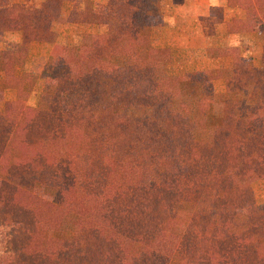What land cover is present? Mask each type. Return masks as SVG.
Here are the masks:
<instances>
[{
	"label": "trees",
	"instance_id": "16d2710c",
	"mask_svg": "<svg viewBox=\"0 0 264 264\" xmlns=\"http://www.w3.org/2000/svg\"><path fill=\"white\" fill-rule=\"evenodd\" d=\"M151 1L64 14L61 0H42L29 23L23 5L0 8V33L22 35L1 53L16 97L0 105V264H264V202L251 189L264 180V105L248 101L252 90L264 98V45L257 59L233 54L238 46L219 50L230 65L211 124V98L190 96L148 57L140 28ZM227 6L247 12L226 33L264 31V0ZM94 21L108 27L105 42L87 34L78 50L45 63L50 91L27 105L12 57L47 42L57 25ZM103 53L130 56L134 67L109 80ZM35 185L53 188L52 200L32 194ZM164 202L191 203L187 221L164 213ZM14 227L24 231L16 236Z\"/></svg>",
	"mask_w": 264,
	"mask_h": 264
},
{
	"label": "rangeland",
	"instance_id": "374dc122",
	"mask_svg": "<svg viewBox=\"0 0 264 264\" xmlns=\"http://www.w3.org/2000/svg\"><path fill=\"white\" fill-rule=\"evenodd\" d=\"M42 0H0V8L8 9L14 5H23L27 10L26 20L30 21L33 4ZM61 10L64 14L75 12L105 11L107 0H61ZM152 0L146 9V21L140 28L150 42L149 59L158 62L157 70L160 75L177 77L181 88L190 96L205 93L211 98L207 111L211 124L216 123L221 109L219 98L222 91V69L230 65V56H222L219 50L238 46L243 58L257 59L264 45V31L247 34H234L231 39L225 37L226 24L234 19L243 18L247 12L244 8H229L227 0ZM66 16V15H64ZM92 22V21H91ZM61 24L53 28L47 42H33L27 47L25 56H13L12 66L18 73L24 75L20 91L25 96V102L34 106L40 97L47 95L50 85L43 81L41 70L45 63H54L61 56L65 47L78 50L81 41L87 34H93L100 43L105 42L108 27L102 24ZM22 35L0 33V63L2 50L9 43L20 42ZM231 43V44H230ZM230 53L231 51L228 50ZM227 51V52H228ZM160 52L165 58H160ZM104 62L102 75L109 80L125 78L127 72L134 67V59L130 56H115L102 54ZM163 60V61H160ZM18 70H16V68ZM0 72L1 66H0ZM200 72V77L191 75ZM1 78V75H0ZM198 80V81H197ZM211 82V83H209ZM211 84L212 93L203 91L204 84ZM203 91V92H202ZM215 95V96H214ZM16 90L0 87L1 102L13 100ZM213 98V99H212ZM249 102L264 105L260 92L252 90L248 95ZM87 108L97 110V103L87 101ZM264 123V115L261 117ZM256 203L264 202V180L257 181L251 186ZM32 194L51 201L54 189L44 185H35ZM164 213L171 214L178 222H186L193 208L191 203L164 202L160 205ZM242 217L243 211H238ZM24 231L22 227H14L13 232L19 236Z\"/></svg>",
	"mask_w": 264,
	"mask_h": 264
},
{
	"label": "crops",
	"instance_id": "0c3cea01",
	"mask_svg": "<svg viewBox=\"0 0 264 264\" xmlns=\"http://www.w3.org/2000/svg\"><path fill=\"white\" fill-rule=\"evenodd\" d=\"M219 1H223V9H224V2H225V0H219ZM6 34V33H5ZM234 34H227L225 37H227V40L226 41H228L229 39H231V37L233 36ZM235 36V35H234ZM40 44H43V43H40ZM231 44V43H230ZM0 66H1V63H0ZM13 67H14V65H13ZM16 68V67H15ZM16 70H18V68H16ZM0 75H1V78H0V87L1 88H4L5 89V91H7V90H13V89H8V88H6L5 87V85H4V79H3V75H2V72H0ZM14 91V90H13ZM1 101V100H0Z\"/></svg>",
	"mask_w": 264,
	"mask_h": 264
}]
</instances>
